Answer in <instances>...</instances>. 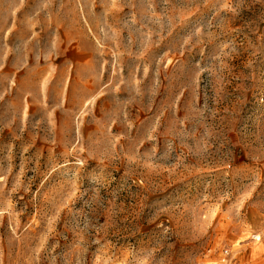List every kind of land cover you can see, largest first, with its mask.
Masks as SVG:
<instances>
[{
    "label": "rangeland",
    "instance_id": "rangeland-1",
    "mask_svg": "<svg viewBox=\"0 0 264 264\" xmlns=\"http://www.w3.org/2000/svg\"><path fill=\"white\" fill-rule=\"evenodd\" d=\"M0 264H264V0H0Z\"/></svg>",
    "mask_w": 264,
    "mask_h": 264
}]
</instances>
